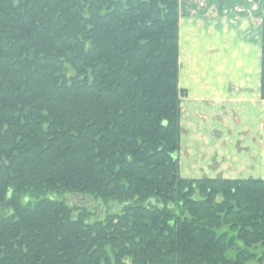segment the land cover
Segmentation results:
<instances>
[{"label":"trees","instance_id":"trees-1","mask_svg":"<svg viewBox=\"0 0 264 264\" xmlns=\"http://www.w3.org/2000/svg\"><path fill=\"white\" fill-rule=\"evenodd\" d=\"M178 73L179 0H0V264H264V180L180 174Z\"/></svg>","mask_w":264,"mask_h":264},{"label":"crops","instance_id":"crops-1","mask_svg":"<svg viewBox=\"0 0 264 264\" xmlns=\"http://www.w3.org/2000/svg\"><path fill=\"white\" fill-rule=\"evenodd\" d=\"M183 22L182 19L179 21V63H184L185 58L190 54L196 56L195 37H189L190 32H185L182 26ZM234 23H237V32L235 30L233 36L228 34L227 39L230 41L226 42V45H221L223 48L219 51L222 56L218 54L216 59L211 60V65L214 67V77L213 80L211 79L212 87L209 85H206L207 88L205 87L207 93L212 96L210 99L224 98L222 104L227 106L225 108L214 104L201 109L199 115L202 116L200 119L202 125L200 128L195 125L196 140L193 144L194 151L201 157L199 160L195 158V162L197 160L199 162L197 174L195 173L197 176L189 177L183 173L182 167L188 165L186 164L187 160L192 158V154L188 153V147H191V143L187 142L189 137L184 140V131L181 130L179 169L184 178L264 180V101L260 98L259 85L260 25L258 23L253 31L256 34V41H249L253 25L251 21L242 18L241 21H234ZM199 31L202 32L201 28L197 26L195 34ZM236 38L239 40L236 41ZM219 55L221 57L218 59ZM203 81L200 78V85ZM222 82L225 83V86L223 84L218 88L217 86ZM192 83L195 85L194 79H192ZM196 87L184 83L181 86L184 93L188 94L200 89V86ZM209 115L218 120L225 115L226 122L220 120L216 125L211 123V132L209 133L205 128L207 124L203 123ZM186 130L190 132L189 129L185 128ZM187 134L191 136V133ZM197 147L199 150L195 149Z\"/></svg>","mask_w":264,"mask_h":264},{"label":"rangeland","instance_id":"rangeland-1","mask_svg":"<svg viewBox=\"0 0 264 264\" xmlns=\"http://www.w3.org/2000/svg\"><path fill=\"white\" fill-rule=\"evenodd\" d=\"M179 1V21L181 19L184 21L182 23V26L186 33L190 32L189 37H195L194 48L196 50V56L194 57L193 54H190L185 58L184 63H179L178 87L182 90L181 86L183 83L185 85L188 84L191 87L200 86V89H197L198 91L196 90L194 93H191V91H189L191 94L185 92L180 97V110L182 118H180L179 125L180 129L184 131V140L189 137L187 142L189 144L191 143V147H188V153L192 154V158L187 160L186 164L188 165H184L185 167L183 166L182 168L183 173L191 177V175L197 176L196 172L198 170V160L201 158L198 153L194 151L193 147L194 141L196 140L195 125H197L198 128H200L202 125V122L200 121V119H202V116L199 115L201 113V109L204 107L208 108V106L214 104H218L224 107L227 106L226 104H222L224 103L222 101L224 98H213V100L210 99L212 98V96H210L211 94L209 95L207 93V89H205L206 85L212 87L211 81L214 77V67L211 65V60L216 59V56L218 54L221 55V51H219L223 48V46L221 47V45H226V42L230 41L227 39L228 36L230 34H232L233 36L235 30L237 32V23H234V21L239 22L242 20V18H244V20L249 19L253 24L250 30L251 35L249 37V41H256V34L253 31L255 30V26L258 25V23L260 25V31H262L261 27L262 21L264 19V0ZM197 26L201 28L202 32L199 31L195 34V28ZM210 38H212V41L210 40ZM238 40L239 38L236 41ZM189 42L190 40L188 41V43ZM188 43L186 42L187 45ZM220 55L219 57H217L218 59L222 56ZM200 78L204 80L201 85ZM192 79L195 80V85L194 83H192ZM260 80L261 63L259 73V85ZM223 84L225 86V83L222 82L217 87L220 88ZM224 91L227 92V90ZM220 120L226 122L225 115H223ZM220 120L213 118L212 115H209L204 119L203 123L207 124L205 128L210 133V124L215 123L214 125H216ZM181 126L183 127V129ZM185 128L189 129L190 132H187V130L185 131ZM187 133H191V136H188L189 134ZM195 149L199 150V147ZM195 158L198 159L197 162H195ZM189 177L186 178L190 179ZM51 197L54 199L65 200L71 206L86 208L94 214L95 219H100L102 218V216L106 215L111 211L108 210L106 207L100 206V203L93 201L89 197H80L75 195H51Z\"/></svg>","mask_w":264,"mask_h":264}]
</instances>
